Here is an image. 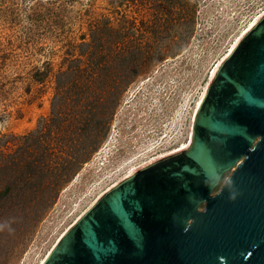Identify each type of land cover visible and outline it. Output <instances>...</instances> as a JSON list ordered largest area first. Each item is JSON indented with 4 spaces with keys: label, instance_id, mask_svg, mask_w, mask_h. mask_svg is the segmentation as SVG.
<instances>
[{
    "label": "rangeland",
    "instance_id": "rangeland-1",
    "mask_svg": "<svg viewBox=\"0 0 264 264\" xmlns=\"http://www.w3.org/2000/svg\"><path fill=\"white\" fill-rule=\"evenodd\" d=\"M263 10L264 0H188L184 20L164 11L161 35L140 31L88 77L77 67L89 65L93 28L118 34L122 15L139 26L153 12L125 0H0V264H38L128 167L186 142L209 72ZM51 115L54 135L42 132Z\"/></svg>",
    "mask_w": 264,
    "mask_h": 264
},
{
    "label": "water",
    "instance_id": "water-1",
    "mask_svg": "<svg viewBox=\"0 0 264 264\" xmlns=\"http://www.w3.org/2000/svg\"><path fill=\"white\" fill-rule=\"evenodd\" d=\"M43 264H264V17L213 79L192 147L102 196Z\"/></svg>",
    "mask_w": 264,
    "mask_h": 264
},
{
    "label": "trees",
    "instance_id": "trees-1",
    "mask_svg": "<svg viewBox=\"0 0 264 264\" xmlns=\"http://www.w3.org/2000/svg\"><path fill=\"white\" fill-rule=\"evenodd\" d=\"M125 1L128 3H134L135 5L139 6L141 10L153 12V17L151 18V20H147L146 22H144V20H141V25L136 26V22L133 19L128 20L125 15H122L121 21L125 25L121 27V30L120 32H118V34H116V31H114V28L110 26L108 22L100 26H95L92 31L95 47L89 46V51H87V59H89V65L84 69L77 67V70L80 73L84 72V76L91 77V75H95L98 71L102 70V67L105 66L103 62H105L109 57H112L111 60H116L118 57L124 54L127 49L126 45L129 42L130 44L136 43L133 41V36H138L140 31H143L145 33L148 32L149 36L153 35V38L155 39L156 37L161 35L164 25L163 22H167L164 11L169 12L175 10L178 12L176 13L177 15L182 16L180 17V19L183 18L184 20V15H182V13H185V5L188 4V0H148L147 3H144L141 0ZM173 20L175 21V19ZM145 45H147V48L149 47L148 43H146ZM138 46H140V44L134 45L131 49H136ZM144 51L145 53L148 52L147 50ZM121 71L122 70L120 69V67L118 69L117 67H114L110 71L109 76L111 79H113L116 85L120 83L121 79L123 78V75H121ZM68 100V97L63 98V102H66ZM56 115L60 117L61 112L56 113ZM57 116L51 115L50 117L42 120V123L44 124L42 132L46 130L47 126H49V134L54 135V133L59 130V122L55 119V117ZM32 137H34L35 139V136H33V134H29L28 138ZM76 160V157L68 155L66 164H71ZM26 165L27 167H29L31 163H26Z\"/></svg>",
    "mask_w": 264,
    "mask_h": 264
},
{
    "label": "bare ground",
    "instance_id": "bare-ground-1",
    "mask_svg": "<svg viewBox=\"0 0 264 264\" xmlns=\"http://www.w3.org/2000/svg\"><path fill=\"white\" fill-rule=\"evenodd\" d=\"M264 17V10L263 12L255 15L251 21L239 32V34L236 36V38L234 39V41L232 42V44L229 46L230 49L227 50L226 53H224L216 62V64L213 66V68L211 69V71L209 72L208 75V80L207 83L205 84V88L203 89L202 93L200 94V99L199 102L197 103V105L195 106L194 109V113H193V118L192 121L198 111V109L200 108V105L207 93V90L209 89L213 79L215 78L218 70L220 69L221 65L223 64L224 60L233 52V50L236 48V46L239 44V42L242 40V38L253 28L255 27L260 20ZM192 135H193V122H192V126L190 128L189 131V136H188V140L186 142H184L183 144H180L179 146H176L174 148H170L169 150H166L162 153H158L157 156L142 160L141 162H139L138 164L132 166V167H128V169L121 174L117 180H115L112 184H110L109 186H107L102 192H100V194H98V196H96L91 202L90 204L86 207L85 210H83L80 214H78L75 219L61 232V234L59 235L58 239L54 242V244H52V246L50 247V249L48 250L47 254L44 255L43 257H41V259L39 260L38 264H43L45 262V260L47 259V257L50 255L51 251L56 247V245L58 244V242L60 241V239L64 236V234L102 197L104 196L106 193H108L109 191H111L112 189L116 188L121 182H123L124 180L128 179L130 176H132L134 173H136L137 171H139L140 169L156 162L159 161L163 158H166L170 155H173L175 153H178L180 151L189 149L190 147H192ZM105 149L103 148V151ZM102 151V152H103ZM105 154V153H104ZM107 154L104 155L103 159L104 160L106 158ZM221 176V175H220ZM220 178V177H219ZM218 178V180H219ZM104 180V179H103ZM102 180V181H103ZM217 180V181H218ZM101 182V180L99 181Z\"/></svg>",
    "mask_w": 264,
    "mask_h": 264
}]
</instances>
